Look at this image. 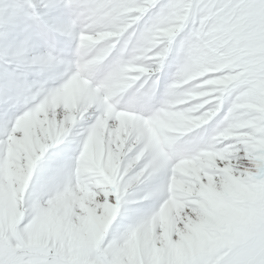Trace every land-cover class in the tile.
I'll return each mask as SVG.
<instances>
[{"label":"snow or ice","instance_id":"snow-or-ice-1","mask_svg":"<svg viewBox=\"0 0 264 264\" xmlns=\"http://www.w3.org/2000/svg\"><path fill=\"white\" fill-rule=\"evenodd\" d=\"M3 19L0 264H264V0H12ZM158 29L149 59L143 42ZM99 33L115 35L91 48L82 39ZM207 35L223 70L184 85L195 92L188 123L160 137L154 125ZM129 64L140 71L113 91ZM77 77L79 103L55 106ZM29 118L39 126L25 151ZM90 146L106 173L95 182Z\"/></svg>","mask_w":264,"mask_h":264},{"label":"rangeland","instance_id":"rangeland-1","mask_svg":"<svg viewBox=\"0 0 264 264\" xmlns=\"http://www.w3.org/2000/svg\"><path fill=\"white\" fill-rule=\"evenodd\" d=\"M12 0H0V26L3 25V13L5 12L4 5H8L7 11L10 10ZM59 14V13H57ZM113 34L105 35L104 33H99L98 37H88L87 35L82 36V39L89 45V47H93L98 44H102L106 40H110L113 38ZM164 30L158 29L155 33L151 34L144 42H143V56L149 59H153L151 56V49L155 45L163 42L164 39ZM107 54V50H101L97 56L92 57L91 61L94 65H99L103 59V57ZM223 53L217 52L214 40L210 35L205 37V40L198 46H194L192 51L189 53V59L185 68V76L177 82L178 88H183L185 84L189 83L190 80L198 79L201 75H205L208 72L212 71H222L223 69L219 67V63H224L221 59ZM158 59V58H157ZM141 66L137 64H129L126 69L123 77L116 76L113 78L111 87L113 91L118 92L122 87L124 80L128 78V76L132 73H136L140 71ZM175 72V67L171 62V57L165 63V65L161 68L160 72L157 73L158 87L156 89V98L160 99L162 94L164 93L167 85L171 82L173 73ZM82 88V82L77 77L70 80L66 86L61 90L60 94L55 99V106H66V107H75L80 101V92ZM43 113L39 114L36 117V120L40 119V116ZM188 121L184 118V116L175 111H168L166 113L161 114L158 121L154 125L155 133L160 137H167L174 134L177 130L183 128ZM211 123V122H210ZM39 125L35 124L31 118L26 119L22 122L21 131L24 134V140L21 143V148L25 151L30 147V138L33 133L35 127ZM207 127V126H204ZM202 132L201 128L194 129L191 133L186 134L187 137H196L199 136ZM101 155L102 153L96 146H90L89 150L84 159V173L91 180L95 182L96 180L103 179L106 176V173L101 171L100 163H101ZM194 165L191 162H186L183 165V171L190 172ZM11 172V167H10ZM87 184V181H85ZM176 189L178 192H183L184 186L182 184H177ZM81 195L84 197H88L89 193L86 188L80 189ZM168 222V215L166 212H163L159 217L158 223L161 226L166 225ZM90 225L94 226V218H91L89 221ZM137 248V242L133 241L130 250L134 255Z\"/></svg>","mask_w":264,"mask_h":264},{"label":"clouds","instance_id":"clouds-1","mask_svg":"<svg viewBox=\"0 0 264 264\" xmlns=\"http://www.w3.org/2000/svg\"><path fill=\"white\" fill-rule=\"evenodd\" d=\"M5 11L8 9V5H4ZM242 31L250 32L252 31V25H244ZM195 95L194 89L176 88L172 90L170 96L168 97V111H175L177 113L188 115L190 109L184 107L187 104L188 99ZM194 107V106H193Z\"/></svg>","mask_w":264,"mask_h":264}]
</instances>
